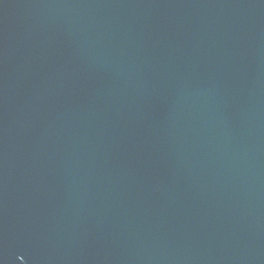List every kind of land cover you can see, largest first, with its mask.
I'll return each instance as SVG.
<instances>
[{"label":"water","instance_id":"1","mask_svg":"<svg viewBox=\"0 0 264 264\" xmlns=\"http://www.w3.org/2000/svg\"><path fill=\"white\" fill-rule=\"evenodd\" d=\"M0 264H264V0H0Z\"/></svg>","mask_w":264,"mask_h":264}]
</instances>
